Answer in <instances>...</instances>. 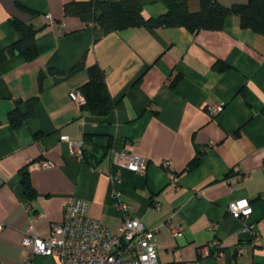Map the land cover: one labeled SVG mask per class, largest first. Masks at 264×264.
Instances as JSON below:
<instances>
[{
    "label": "crops",
    "instance_id": "obj_1",
    "mask_svg": "<svg viewBox=\"0 0 264 264\" xmlns=\"http://www.w3.org/2000/svg\"><path fill=\"white\" fill-rule=\"evenodd\" d=\"M68 1L0 0V48L21 36L11 23L17 18L38 29L39 49L33 60L15 55L0 62V264H27L33 249L23 243L27 229L50 235L76 196L117 230L111 173L119 166L111 156L123 149L148 161L145 174L121 168L118 186L134 216L160 227L161 264H264V35L242 27L235 14L218 30L141 26L106 33L65 15ZM189 7L199 10L200 1ZM166 10L161 0H145L147 16ZM219 59L230 67L215 69ZM81 60L84 66L72 71ZM93 64L104 70L115 101L106 115L70 98ZM35 96L33 114L15 126L9 112H28L26 100ZM217 104L223 109L214 115ZM71 140L84 141L88 159L71 153ZM195 157L198 165L188 168ZM44 159L52 165L43 166ZM167 159L170 171L162 166ZM25 180L35 190L31 199ZM242 197L251 199L258 240L227 210ZM169 219L182 223V235L165 226ZM213 239L225 248L224 261L202 255L201 246ZM32 264H60V258L38 253Z\"/></svg>",
    "mask_w": 264,
    "mask_h": 264
},
{
    "label": "built area",
    "instance_id": "obj_2",
    "mask_svg": "<svg viewBox=\"0 0 264 264\" xmlns=\"http://www.w3.org/2000/svg\"><path fill=\"white\" fill-rule=\"evenodd\" d=\"M46 20L48 23H54L51 14L46 15ZM70 98L79 108H82L87 101L80 89L72 90ZM222 109L223 106L217 104L210 110L215 115ZM68 144L71 153L79 159L84 158L83 140H71ZM45 151L43 148L42 152ZM111 158L119 166L116 172L111 173L114 206L121 214L118 229H112L99 218L90 215L88 201L76 196L66 206L63 221L53 225L50 235L39 236L31 227L27 229L23 243L33 245L27 264H32L34 256L38 253L57 255L60 258V264H161L156 241V233L160 227L149 228L139 217L134 216L130 204L123 198L122 190L118 186L121 182V168L126 167L145 174L148 161L145 157L124 149L114 150ZM42 165L48 167L52 165V162L44 159ZM162 166L170 171L172 161L164 160ZM246 175L237 173L236 177L242 179ZM261 197L264 198V192ZM160 206L159 202L155 203V207L160 208ZM227 210L243 221L244 232L251 234L253 239H259L256 224L250 220L253 212L250 198L242 197L231 201ZM165 226L175 237L183 234V225L178 221L169 219ZM3 228L4 224L0 223V230ZM200 251L204 256H213L221 261H224L227 254L218 239L205 243Z\"/></svg>",
    "mask_w": 264,
    "mask_h": 264
},
{
    "label": "trees",
    "instance_id": "obj_3",
    "mask_svg": "<svg viewBox=\"0 0 264 264\" xmlns=\"http://www.w3.org/2000/svg\"><path fill=\"white\" fill-rule=\"evenodd\" d=\"M166 11L147 16L144 13L145 0H70L64 5L65 15H77L92 25L102 27L106 33L134 27H186L193 33L200 30H218L225 26V19L229 15H238L241 26L251 28L264 35V0H248L246 3H237L231 6L222 4L219 0H199L201 8L192 11L189 7L191 0H161ZM12 25L21 36L13 43L0 48V62L15 55H21L27 60H33L39 55L36 43L38 29L32 24L17 18L11 19ZM84 66L81 60L75 64L72 71ZM217 70L229 68L230 65L219 59L214 66ZM90 78L80 90L86 96V103L82 109L89 110L97 115H106L115 105L106 81L104 70L98 65L89 66ZM37 97L26 102L29 111L23 113L18 107L9 112V119L15 125H20L26 117L33 114ZM1 124V120H0ZM109 146V145H108ZM84 158L88 159V152L84 149ZM199 159L193 158L188 168L198 165ZM26 193L33 198L35 190L31 184L24 181Z\"/></svg>",
    "mask_w": 264,
    "mask_h": 264
}]
</instances>
